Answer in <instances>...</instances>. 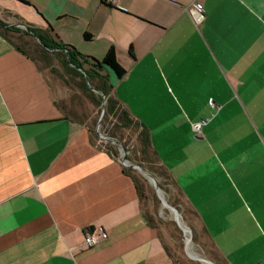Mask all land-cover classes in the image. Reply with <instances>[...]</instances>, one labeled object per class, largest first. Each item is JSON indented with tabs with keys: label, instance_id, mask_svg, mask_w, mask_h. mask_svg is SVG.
<instances>
[{
	"label": "crops",
	"instance_id": "crops-1",
	"mask_svg": "<svg viewBox=\"0 0 264 264\" xmlns=\"http://www.w3.org/2000/svg\"><path fill=\"white\" fill-rule=\"evenodd\" d=\"M86 19L85 52L65 38ZM0 21L99 61L114 48L126 75L109 71L111 96L147 131L166 199L222 264H264V0H0ZM15 38L0 33V264H176L119 146L67 114L57 78ZM89 229L105 237L84 249Z\"/></svg>",
	"mask_w": 264,
	"mask_h": 264
},
{
	"label": "trees",
	"instance_id": "trees-1",
	"mask_svg": "<svg viewBox=\"0 0 264 264\" xmlns=\"http://www.w3.org/2000/svg\"><path fill=\"white\" fill-rule=\"evenodd\" d=\"M0 33L5 38L9 35V33L18 34V38L29 45H31V41H39L38 45L40 46L42 54L46 57V62H49L51 59L58 60V62L70 74L71 78L73 77L80 82L79 88L83 89L85 93H92L94 95V97H92L94 102L103 106V98L105 97V113L102 119L103 122L105 121V124L106 122L111 123V119L115 120V122L112 123V131L116 135L118 142L117 146L120 147V145H122V147H124L128 152L126 160L132 165H140L144 170L152 174L155 177L161 191L168 193L166 187L170 185L168 181L169 178L163 167L158 162L157 155L152 149L150 137L147 131L139 126L138 123L135 122L111 96L112 85L110 83L109 71L113 72L118 79H121L126 75V70L120 65L114 48L109 50L102 61H99L80 54L72 46L61 44L56 37L54 38L50 33L39 29L26 27V30L19 31L18 28L6 26L0 21ZM90 39L91 36L89 34H85V40ZM16 48L24 55L37 62V60L24 50L23 47L18 45ZM47 68L49 67L46 66V69ZM53 69L54 68H51V71H55ZM53 74L56 75L57 72L55 71ZM69 84L70 83H68V85L66 84V86H69ZM94 92H97L99 96H95ZM97 123L98 120L94 123L87 122V125L94 132ZM95 135L97 136L96 133ZM108 149L110 150L111 148ZM125 173L132 178L141 199V203H143L146 199H149L152 205L156 202H160L155 188L151 187V184H149L148 179L144 175L142 176L141 174H138V170H134L132 167H125ZM147 189L152 191V197L150 198L147 194ZM167 203L176 208L179 214L184 217V211L178 203H174L168 199ZM145 215L150 225L160 229L159 226L153 222V218L148 216L146 212ZM189 227L194 232V228L190 225ZM175 263L177 264V260H175Z\"/></svg>",
	"mask_w": 264,
	"mask_h": 264
},
{
	"label": "rangeland",
	"instance_id": "rangeland-1",
	"mask_svg": "<svg viewBox=\"0 0 264 264\" xmlns=\"http://www.w3.org/2000/svg\"><path fill=\"white\" fill-rule=\"evenodd\" d=\"M72 24L73 29L70 30L69 37L65 39H69V41L77 43L79 47L81 46L83 51L86 52L87 45L83 43V37L87 32V19L79 23ZM14 42L23 47L32 57H34L43 69H46V66L49 67L47 69H49L51 75L58 78L57 81L63 88V91L61 92V98H63L61 105L63 106V108H65V111L69 116L88 123H94L98 120L95 130L97 128V125H101V131H103V127L112 126V121H110L111 123L106 122L105 124V121L103 122V119H101L103 118L102 112L104 110V107L94 102V100L92 99L94 95L92 93H85L83 89L79 88L80 82L73 77L71 78L70 74L58 62V60L51 59L49 60V62H46V57L42 54L38 42L31 41V45H29L21 42L17 38H15ZM97 45L98 43L95 42L88 45V47ZM73 47L80 54L87 56V53L80 52L75 46ZM51 68H54L53 70L57 72L56 75L53 74V72L55 71H51ZM68 83H70L69 86H66V84L68 85ZM94 93L95 96H99L97 92ZM138 172V174H141L143 176L140 171ZM149 184H151V187H154L150 181ZM147 194L149 198L152 197V191H150V189H147ZM162 194L164 199L167 201L166 195L165 193H163V191ZM176 202L182 207L184 211V217L183 215H181L180 218L181 225L184 228L189 229L191 233H185L181 230V228L175 221L174 214L163 205L161 200L160 202H156L154 205H152L150 200L146 199L143 202V207L148 216L153 218V222L157 226H159V230L165 242V246L167 250L173 255L174 259L177 260V264H205L204 262H200L198 260L190 258L188 252L192 256H196L207 261L212 260L211 262H213L214 264H222L217 258L216 252L205 236V233L201 229V226L197 222L196 218L189 213L182 200ZM189 225L194 228V232L191 230Z\"/></svg>",
	"mask_w": 264,
	"mask_h": 264
},
{
	"label": "built area",
	"instance_id": "built-area-1",
	"mask_svg": "<svg viewBox=\"0 0 264 264\" xmlns=\"http://www.w3.org/2000/svg\"><path fill=\"white\" fill-rule=\"evenodd\" d=\"M105 1L107 3H109L110 5H115L117 0H105ZM192 12L197 19L200 18V12H199V10H197V8H195ZM105 104H106V101L104 100V102H103L104 109H105ZM208 105L213 110H215L216 113L221 110V106L217 105L213 99H210L208 101ZM103 116H104V110L102 112V117ZM111 121H112V123L115 122L114 119H111ZM209 121L210 120H203L201 122L193 123L191 125L193 132L196 133L197 135H202L203 126L208 124ZM112 123H111V125H112ZM96 134L98 137V142L100 144L106 146L107 148H111L112 146H116L118 143L116 135L112 131V126L103 127V131H101V125H97ZM127 153L125 154L124 150L120 148L121 160L123 161L124 167H131V164L129 163V161L126 160ZM85 233L86 234H85V238L83 241V248L84 249H91V248L95 247L96 245L99 244L101 237H105V233L101 229L100 230H94V231L92 229H89Z\"/></svg>",
	"mask_w": 264,
	"mask_h": 264
},
{
	"label": "water",
	"instance_id": "water-1",
	"mask_svg": "<svg viewBox=\"0 0 264 264\" xmlns=\"http://www.w3.org/2000/svg\"><path fill=\"white\" fill-rule=\"evenodd\" d=\"M27 31H28V30H27ZM103 99L105 100V97H104ZM104 113H105V109H104ZM120 148L124 150L125 154L127 153V150H126L124 147L120 146ZM131 167H132L133 169H136V170L140 171V172H141V173H142V174H143V175H144V176H145V177H146V178H147V179L153 184V186H154V188H155V191H156V193H157V196L160 198V200L162 201L163 205H164L166 208H168V209L174 214L175 221H176V223L178 224V226L181 228V230H182L183 232H185V233H191L189 229L184 228V227L181 225V221H180L181 215H180L179 212L176 210V208L170 206V205L167 203V201L164 199L163 194H162V191H161V189L159 188V186H158V184H157V181H156L155 177H154L152 174H150L149 172H147L146 170H144L140 165H131ZM188 255H189L190 258L195 259V260H198V261H200V262H204L205 264H214L213 262H211V261H209V260L207 261V260L202 259V258H199V257H194V256L190 255L189 253H188Z\"/></svg>",
	"mask_w": 264,
	"mask_h": 264
},
{
	"label": "bare ground",
	"instance_id": "bare-ground-1",
	"mask_svg": "<svg viewBox=\"0 0 264 264\" xmlns=\"http://www.w3.org/2000/svg\"><path fill=\"white\" fill-rule=\"evenodd\" d=\"M191 246V245H190ZM189 253V252H188ZM194 257H196V256H194Z\"/></svg>",
	"mask_w": 264,
	"mask_h": 264
}]
</instances>
